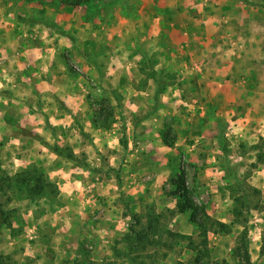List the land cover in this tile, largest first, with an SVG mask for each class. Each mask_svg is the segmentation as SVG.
<instances>
[{"label":"rangeland","instance_id":"374dc122","mask_svg":"<svg viewBox=\"0 0 264 264\" xmlns=\"http://www.w3.org/2000/svg\"><path fill=\"white\" fill-rule=\"evenodd\" d=\"M0 211V264H264V0H0Z\"/></svg>","mask_w":264,"mask_h":264},{"label":"trees","instance_id":"16d2710c","mask_svg":"<svg viewBox=\"0 0 264 264\" xmlns=\"http://www.w3.org/2000/svg\"><path fill=\"white\" fill-rule=\"evenodd\" d=\"M69 158H72V155H69ZM27 174H20L17 176L16 183H19L22 187L26 188V193L31 198H39L46 194V192L50 189L55 188V185L50 183L43 177L42 173H39L37 169H33ZM183 182V179H182ZM184 186V183H182ZM184 188V187H182ZM182 192V191H181ZM186 193L184 197L186 198V204L182 207V212L189 210L193 212V222L196 223L204 236H207V224L201 219L204 220L203 213L205 211L201 210L197 204H195L191 198ZM239 200V199H238ZM1 213V211H0ZM198 214L200 216H198ZM137 217V215H135ZM203 244H207L206 240L203 241ZM235 256L239 259L237 264H255L251 260V256L249 253V247L246 239L244 237L241 238V242L237 246L234 251Z\"/></svg>","mask_w":264,"mask_h":264},{"label":"crops","instance_id":"0c3cea01","mask_svg":"<svg viewBox=\"0 0 264 264\" xmlns=\"http://www.w3.org/2000/svg\"><path fill=\"white\" fill-rule=\"evenodd\" d=\"M212 21V20H211ZM215 22H213V25H214V27H218L219 25H221V21L220 20H218V19H216V20H214ZM215 31H217L216 29H214ZM213 35V34H212ZM214 36V38H216V39H220L219 38V36H217V37H215V35H213ZM213 38V37H212ZM215 42V41H214ZM218 42V41H217ZM216 42V43H217ZM213 55V54H212ZM218 85V86H217ZM213 87H222V84H219V83H216V84H213ZM237 87H239V85L237 84L236 85V88ZM165 99L166 100H168L169 102H172V96H171V90L166 94V96H165ZM226 100H227V102H232V100L234 101L235 99H229V96H226ZM249 117H250V112H248L247 114H245V117H244V120H248L249 119ZM251 119V118H250ZM141 190H142V188H141ZM146 188H145V192H146ZM154 195V194H153ZM176 224V223H175ZM181 230H183L182 228H178L177 229V231H181Z\"/></svg>","mask_w":264,"mask_h":264}]
</instances>
